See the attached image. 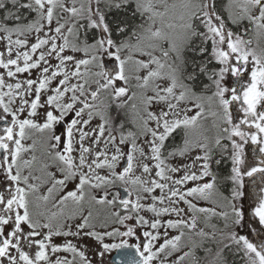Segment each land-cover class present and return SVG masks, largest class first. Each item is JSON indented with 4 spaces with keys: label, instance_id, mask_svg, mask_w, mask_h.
Returning a JSON list of instances; mask_svg holds the SVG:
<instances>
[{
    "label": "snow or ice",
    "instance_id": "1",
    "mask_svg": "<svg viewBox=\"0 0 264 264\" xmlns=\"http://www.w3.org/2000/svg\"><path fill=\"white\" fill-rule=\"evenodd\" d=\"M106 257L264 264V0H0V264Z\"/></svg>",
    "mask_w": 264,
    "mask_h": 264
},
{
    "label": "flooded vegetation",
    "instance_id": "2",
    "mask_svg": "<svg viewBox=\"0 0 264 264\" xmlns=\"http://www.w3.org/2000/svg\"><path fill=\"white\" fill-rule=\"evenodd\" d=\"M76 55H77V56H81L82 53H77ZM111 66H112L111 64H108V67H109V68H111ZM209 119H210V117H209ZM94 123H95V122H94ZM210 125H211V122L206 120V121H205V126L208 127V128H210ZM209 135H210V133H209ZM185 162H190V161L185 160ZM173 163H175V161H173ZM226 167H227V164L222 165V168H226ZM213 171H214V172H217V173L219 174V171H220V170L217 169L216 166L214 165V166H213ZM221 191L224 192L225 195L228 194V189H227L226 187H224V186H221ZM199 203H200L201 206H209V207L211 206L210 204H205L204 201H200ZM86 208H87V205H86ZM213 222H216V221L213 220ZM173 234H174V233H173ZM69 239H71V238H69ZM115 254H116V253L114 252V253L111 254V256H115ZM108 260H109V257H106V264H108Z\"/></svg>",
    "mask_w": 264,
    "mask_h": 264
},
{
    "label": "rangeland",
    "instance_id": "3",
    "mask_svg": "<svg viewBox=\"0 0 264 264\" xmlns=\"http://www.w3.org/2000/svg\"><path fill=\"white\" fill-rule=\"evenodd\" d=\"M207 121H210V122H211V125H210V128H211V126H212V119H211V118H210V119L208 118ZM212 134H213V133L210 132V136H211ZM56 239H58V241H62V240H63V238H56ZM93 246H94V245H93Z\"/></svg>",
    "mask_w": 264,
    "mask_h": 264
},
{
    "label": "trees",
    "instance_id": "4",
    "mask_svg": "<svg viewBox=\"0 0 264 264\" xmlns=\"http://www.w3.org/2000/svg\"><path fill=\"white\" fill-rule=\"evenodd\" d=\"M221 168H222V166H221Z\"/></svg>",
    "mask_w": 264,
    "mask_h": 264
},
{
    "label": "water",
    "instance_id": "5",
    "mask_svg": "<svg viewBox=\"0 0 264 264\" xmlns=\"http://www.w3.org/2000/svg\"><path fill=\"white\" fill-rule=\"evenodd\" d=\"M116 255H117V254H116ZM116 255H115V256H116Z\"/></svg>",
    "mask_w": 264,
    "mask_h": 264
}]
</instances>
